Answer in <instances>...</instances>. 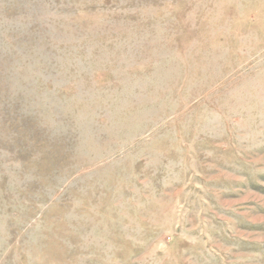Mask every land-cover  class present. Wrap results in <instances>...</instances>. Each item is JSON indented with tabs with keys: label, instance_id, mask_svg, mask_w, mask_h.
I'll use <instances>...</instances> for the list:
<instances>
[{
	"label": "rangeland",
	"instance_id": "obj_1",
	"mask_svg": "<svg viewBox=\"0 0 264 264\" xmlns=\"http://www.w3.org/2000/svg\"><path fill=\"white\" fill-rule=\"evenodd\" d=\"M0 264H264V0H0Z\"/></svg>",
	"mask_w": 264,
	"mask_h": 264
}]
</instances>
